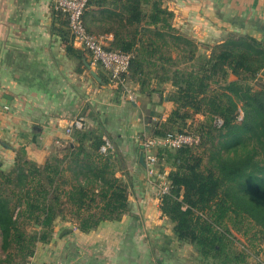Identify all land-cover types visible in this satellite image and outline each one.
Here are the masks:
<instances>
[{
	"label": "trees",
	"instance_id": "1",
	"mask_svg": "<svg viewBox=\"0 0 264 264\" xmlns=\"http://www.w3.org/2000/svg\"><path fill=\"white\" fill-rule=\"evenodd\" d=\"M173 16L164 0H87L83 20L90 33L112 34L109 48L132 53L128 77L142 92L171 83V108L154 135L200 136L193 146L157 149L159 170L170 167L160 209L178 241L193 247L197 264H246L237 234L249 225L264 236V42L230 32L199 51ZM67 52L82 71L83 52L71 45ZM197 113L204 118L190 127ZM71 137L43 164L21 148L9 169L0 168V264H24L37 242L50 240L57 219L89 232L128 213V184L116 175L125 173L122 154L100 152L104 140L92 130L75 128Z\"/></svg>",
	"mask_w": 264,
	"mask_h": 264
},
{
	"label": "crops",
	"instance_id": "2",
	"mask_svg": "<svg viewBox=\"0 0 264 264\" xmlns=\"http://www.w3.org/2000/svg\"><path fill=\"white\" fill-rule=\"evenodd\" d=\"M169 1L177 6L180 32L194 38L199 48L210 50L230 32H246L264 42V0L164 3ZM52 3L0 0V164L12 166L21 148L38 164L50 155H61L72 139V133L65 132L67 123L82 116L85 130L107 136L125 160V173L118 170L116 175L128 184L129 211L120 220L104 221L89 232L57 219L50 240L37 242L34 263L140 264V251L149 256L150 244L163 243L161 249H167L170 264L178 257L194 264L193 247L178 241L174 222L162 214L155 182L158 179L148 173L146 161L142 164L139 160L144 152L142 136L152 134L156 122L164 120L171 108L163 87L161 91L142 92L129 76L136 97L128 100L109 84L100 65H85L82 71H76L77 57L68 54L67 47L83 52V61L89 64L88 54L71 43L66 18L57 16ZM170 9L175 19V8ZM103 34L108 44L112 34ZM259 76L264 81V69ZM161 170L167 174L170 167L165 165ZM145 262L150 264L152 260L148 257Z\"/></svg>",
	"mask_w": 264,
	"mask_h": 264
},
{
	"label": "built area",
	"instance_id": "3",
	"mask_svg": "<svg viewBox=\"0 0 264 264\" xmlns=\"http://www.w3.org/2000/svg\"><path fill=\"white\" fill-rule=\"evenodd\" d=\"M87 0H53L52 7L60 12L67 20V29L71 37V43L78 48L84 49L89 57V65H100L106 70L109 84L125 95L128 100H134L135 91L128 83L129 64L132 53L119 49L109 48L106 44V35H95L87 31L83 13L86 9ZM7 105L3 108L7 109ZM242 117V113L238 118ZM221 120L218 119V123ZM75 128L85 129V122L82 116H77L70 120L65 132L71 135ZM104 142L100 146V152L106 153L113 149L109 138L102 135ZM200 136L192 132H167L165 135H154L153 133L143 135L141 143L143 146V156L147 164L148 173L161 179L157 184V195L161 200L162 195L170 190V181L166 178V172L159 170L158 148L177 149L182 146H193L198 144ZM24 264H35L33 257L29 256Z\"/></svg>",
	"mask_w": 264,
	"mask_h": 264
},
{
	"label": "rangeland",
	"instance_id": "4",
	"mask_svg": "<svg viewBox=\"0 0 264 264\" xmlns=\"http://www.w3.org/2000/svg\"><path fill=\"white\" fill-rule=\"evenodd\" d=\"M169 8H175V19H173V24L174 26L179 30L180 29V24H179V13H178V9H176V5L175 3L169 1L167 3ZM180 31V30H179ZM184 32V31H181ZM196 41V40H195ZM199 48V47H198ZM199 51H209V49L207 47L201 46V48H199ZM163 87V90L165 92V94L168 96L169 93L173 90V87L171 86L170 82H164L160 85V88ZM204 118V116L200 113L195 114L191 119L188 120V124H190V127H194L197 123V121L202 120ZM0 168L7 170L10 168L4 165L0 164ZM161 179L156 180V184L159 183ZM156 188H158V186L156 185ZM244 229L246 230L245 234H237V236L246 243V248H247V252L249 251V256H247L246 258V264H263L264 263V236L263 234L259 231V229L257 227H251L249 225H245ZM164 244L161 243L159 246L150 244V247H148V254H146L147 252L144 250L140 251V254L143 256V258H141L140 260V264H145V259H148V257L152 260V262H150V264H170L169 260H168V254H167V249L163 250L161 249V246H163ZM141 248H143V246H140ZM146 248V247H144ZM194 250V249H193ZM128 255H131V253L128 252ZM140 256V257H142ZM194 256V255H193ZM176 263L174 264H187V260L185 257H178L175 258ZM192 262H197V259L195 257L192 258ZM194 263V264H195ZM123 264H132L129 262H124ZM148 264V263H146ZM193 264V263H192Z\"/></svg>",
	"mask_w": 264,
	"mask_h": 264
},
{
	"label": "water",
	"instance_id": "5",
	"mask_svg": "<svg viewBox=\"0 0 264 264\" xmlns=\"http://www.w3.org/2000/svg\"><path fill=\"white\" fill-rule=\"evenodd\" d=\"M85 65H87V67L89 68V64L86 61H85ZM91 73L95 75L94 71H92V70H91ZM139 160H140V162L142 164L145 163L144 156L142 154L140 155V159Z\"/></svg>",
	"mask_w": 264,
	"mask_h": 264
}]
</instances>
